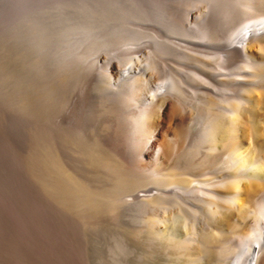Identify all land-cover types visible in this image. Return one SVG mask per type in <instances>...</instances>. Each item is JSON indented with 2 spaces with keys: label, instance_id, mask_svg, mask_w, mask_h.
Returning a JSON list of instances; mask_svg holds the SVG:
<instances>
[{
  "label": "bare ground",
  "instance_id": "6f19581e",
  "mask_svg": "<svg viewBox=\"0 0 264 264\" xmlns=\"http://www.w3.org/2000/svg\"><path fill=\"white\" fill-rule=\"evenodd\" d=\"M28 1L30 14L36 7ZM47 1L41 0L38 13L44 12ZM69 1L51 3L55 10L75 4L91 18L103 19L101 31L93 20L70 28L65 48L50 53L63 64L61 78L87 77L92 90L83 122L71 121L66 130L61 129L56 145L57 153H95L91 164L85 155L98 168L96 175L91 174L99 183L95 188L84 185L87 180L84 184L77 181L63 170V164L58 166L63 181L81 188L75 193L81 204L78 215L90 228H101L102 220L100 226L91 224L88 211L106 209L117 219L120 216L124 224L112 227L119 236L123 230H146L144 225H129L133 218L129 211H153V218L159 219L161 204H169V213L180 212L188 223L180 240L171 236L169 250L176 255L194 264H264V0H207L204 9L196 1L184 0L162 4L152 0ZM148 8L161 14L150 20L167 30L165 40L158 37L157 32H162L158 27L152 34L143 25H130L131 19H149ZM251 45L256 51H250ZM47 54L40 55L39 65L46 64ZM192 60L195 72L187 71L185 65ZM169 107L178 127L173 137L164 133L162 123H154ZM184 150L191 160L181 166L178 160ZM99 153H117L122 163L131 162L127 165H134L139 173L126 174L124 164ZM160 160H169L164 172L158 168ZM129 181L133 192L144 188L143 193L134 192V201L122 198ZM141 245L122 240L124 253H134L138 260Z\"/></svg>",
  "mask_w": 264,
  "mask_h": 264
},
{
  "label": "rangeland",
  "instance_id": "374dc122",
  "mask_svg": "<svg viewBox=\"0 0 264 264\" xmlns=\"http://www.w3.org/2000/svg\"><path fill=\"white\" fill-rule=\"evenodd\" d=\"M56 1L68 2L69 0H49L47 2L50 3L45 2L44 12L41 13L36 11L37 7L43 6L41 0L38 2L37 0H30V3H35L33 5L36 8L31 9V13L28 14L27 9L30 6L28 0H0V264H192L193 262L190 261L189 263L186 256L176 255L172 249L169 250L172 238L180 240L182 238L179 236L180 232H186L185 228L188 225L184 221V216L179 215L180 212L169 213V204H161L163 206L161 209L157 203L160 208L159 219L153 218V211H148V213L129 211L133 217L129 225L134 227L144 225L146 230L145 232L142 231L143 233L123 230L119 236L115 234L112 227L124 224L118 220L120 216L117 219L106 209L99 211L100 213L94 212L96 214L88 211L87 215L89 220L91 219V224L98 226L102 220L101 228H90L87 226L88 222L78 215L81 204H79L75 193H77L76 189L80 191L81 188L77 185L76 188L70 181H68L70 186L67 180L63 181L59 175L58 166L63 164L61 165L63 170L68 174L71 172V176H75L77 181L84 184L87 180L88 182L86 181L84 185L95 188L99 183L96 176L94 178L93 175H96L98 168L95 170V167L90 165L91 160H93L92 155L95 153H85L81 150L74 153H57L56 145L63 132L61 129L66 130L72 122L75 124L83 122L89 107L87 97L92 90L87 77L84 79L74 77L73 79V77L63 76L61 78L63 74L59 72L61 66L63 68V64H61L60 59L57 61L54 59L55 54L51 57L50 53L53 54L54 50L58 53L59 48H65L67 45L65 33L70 32L69 30L75 26L83 25L87 20H93L101 31L100 25L102 26L103 19L99 16L91 18L89 13L81 10L75 4H70L65 9L55 10L51 2ZM164 1L166 0H152V2H159L160 4ZM192 1H196L202 9L207 3V0H184V3ZM148 10L150 12H147V18H149L147 20L161 15L154 13L151 8ZM147 20L140 22L131 19L129 23L134 28L144 26L143 30L152 34L155 33L154 27H158L162 31L161 34L157 32L158 37L165 40V31L167 30L163 29L161 24ZM132 21H134L133 24ZM172 37L180 39V36ZM150 40L146 39L145 41ZM253 47L249 48L250 51H256ZM44 52H48V57L44 60L46 64L39 65L40 55ZM47 59L52 60L48 61ZM193 64L196 65V61L192 60L185 64L187 71L195 72L196 67ZM63 79L68 82L62 81ZM156 79L158 80L157 76ZM58 84L60 85L58 86ZM82 92L86 99L82 98ZM79 103L81 105H78ZM77 106H81L84 111ZM61 109L64 110H62L63 114H61ZM56 111L61 115H58ZM75 111L82 112L78 115ZM77 120L79 121L77 122ZM154 123L156 125L162 123V130L168 137H173L178 128L170 107L162 112L160 118L157 115ZM185 151L182 154L184 158L179 157L180 160H178L181 166L184 165L183 163L188 164V160H191L188 154L185 157L186 153L189 152L188 150ZM102 154L99 153L106 160L115 161V164L123 161L118 158L117 153ZM85 155L88 156L89 160L91 159L90 164ZM78 158L81 159L79 160L81 162L77 160ZM160 161L158 168L164 172V163L168 164H166V169L169 167V160L164 161V163L163 160ZM135 162L133 161V164ZM150 162L155 165L154 161L146 163ZM121 163L118 164L121 165ZM127 164L130 165L131 162H126L122 168L124 171L127 170L126 174L128 171L130 175L139 173L133 170L134 165H131V168ZM130 168L131 171L128 170ZM129 182L128 189L122 191L124 194L122 198L126 197L134 201L132 195L138 192L143 193L141 191L144 188L134 190L136 192L134 193L133 182ZM62 185L65 186L64 190H66L65 199L61 194ZM151 187L161 188L158 186ZM102 212L105 213L102 214ZM97 213L104 216L98 215L97 217ZM147 217L154 220L152 219L151 222ZM126 219L130 220L129 217ZM137 220L142 224H138ZM151 226V231L148 230L147 232V228ZM193 237L194 235H192ZM130 238L131 240H129ZM122 240L126 243L139 241L142 244L141 250L139 249V260L134 253H129V255L124 253ZM145 242L151 243V245ZM145 251L149 252L146 254L150 256L145 255ZM178 258L179 260H176Z\"/></svg>",
  "mask_w": 264,
  "mask_h": 264
}]
</instances>
